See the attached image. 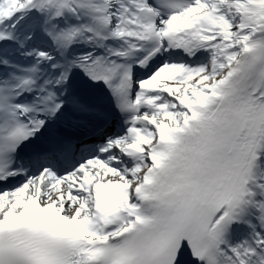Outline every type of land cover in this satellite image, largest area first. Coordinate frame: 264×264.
Masks as SVG:
<instances>
[{
	"label": "snow or ice",
	"instance_id": "1",
	"mask_svg": "<svg viewBox=\"0 0 264 264\" xmlns=\"http://www.w3.org/2000/svg\"><path fill=\"white\" fill-rule=\"evenodd\" d=\"M0 264H264V0H0Z\"/></svg>",
	"mask_w": 264,
	"mask_h": 264
}]
</instances>
